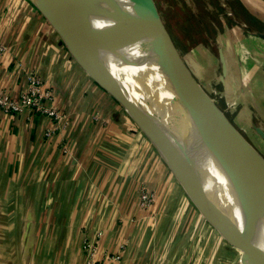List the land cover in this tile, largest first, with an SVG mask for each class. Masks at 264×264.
I'll return each instance as SVG.
<instances>
[{"label":"crops","instance_id":"crops-1","mask_svg":"<svg viewBox=\"0 0 264 264\" xmlns=\"http://www.w3.org/2000/svg\"><path fill=\"white\" fill-rule=\"evenodd\" d=\"M250 5L259 23L230 30L231 54L195 77L206 86L225 77L227 91L248 103L264 131V46L251 52L236 41L264 33V5ZM0 44V93L16 96L34 74L52 95L44 104L61 115L0 112V264H81V241L96 232L103 264H242L30 0H0ZM143 188L153 199L146 211L138 206Z\"/></svg>","mask_w":264,"mask_h":264},{"label":"bare ground","instance_id":"bare-ground-1","mask_svg":"<svg viewBox=\"0 0 264 264\" xmlns=\"http://www.w3.org/2000/svg\"><path fill=\"white\" fill-rule=\"evenodd\" d=\"M33 1L83 70L99 83L114 81L158 140L187 118L167 53L136 35L115 11L118 7L145 28L152 27L153 21L144 18L150 16L146 0H139L145 10L135 0ZM199 92L200 113L177 140L182 169L218 211L264 251V160L212 99Z\"/></svg>","mask_w":264,"mask_h":264},{"label":"rangeland","instance_id":"rangeland-1","mask_svg":"<svg viewBox=\"0 0 264 264\" xmlns=\"http://www.w3.org/2000/svg\"><path fill=\"white\" fill-rule=\"evenodd\" d=\"M30 1L38 8L36 2L33 0ZM135 1L141 5L139 0ZM252 1L253 0H151L161 24L173 43L177 54L199 85L200 89L212 99L214 106L221 112L223 117L232 125L239 135L242 134L240 136L247 140L259 152L263 159L264 140L257 134V130H261V128L258 126V119L254 115V112L249 109L248 103L240 102L239 99L231 93V90L229 91L228 89L227 91L229 85L225 77L216 78L214 82L212 81L211 84L207 86L199 84L195 77V74H197L196 72L206 64L215 63L221 66L223 57L231 54L233 46L229 42V38L232 36L230 30H233L235 26L245 29L244 25L246 24H255L256 26V24L259 23L260 19L258 15L251 12L250 4ZM254 1H257V8L264 3V0ZM140 7L143 10L146 9L144 4ZM39 11L41 12V10ZM144 18L149 24L152 23V19L149 15L146 14ZM261 24L262 23H260L259 26H261ZM252 28L249 29V31H253ZM254 33H256V31ZM257 33L264 35V33L260 31ZM254 35L262 40L253 41V38H251L252 36L241 38L236 36V41L246 44V50L248 49L251 52H255V49H252L253 45L258 43L264 46V38L256 36V34ZM59 39L63 44L60 37ZM225 42H227V47H225ZM65 49L69 53L66 47ZM251 52L249 55L247 52L244 53V56L251 58ZM69 55L72 60L77 63L70 53ZM77 65L86 76L89 77L78 63ZM89 79L103 91L104 95L110 97L111 103L115 102L116 104H114L119 106V103L116 102L107 91L98 86L90 77ZM119 109L122 111L123 108L120 106ZM122 113L124 114L123 111ZM124 115L129 117L126 112ZM137 129L141 131L138 126ZM261 131L264 132L263 130ZM141 133L143 132L141 131ZM159 159L163 161L160 154ZM169 171L172 173L170 169ZM173 177L180 187L179 189H181L183 197H186V199L190 201L189 203L195 207L176 177L174 175ZM234 251L236 257L235 254L230 255L234 256L233 260L239 258L238 252H236V250ZM238 251L242 253L239 249Z\"/></svg>","mask_w":264,"mask_h":264},{"label":"water","instance_id":"water-1","mask_svg":"<svg viewBox=\"0 0 264 264\" xmlns=\"http://www.w3.org/2000/svg\"><path fill=\"white\" fill-rule=\"evenodd\" d=\"M145 5L153 21V27L145 28L136 17L129 15V13L118 7H116L115 11L136 35L142 39L149 40L152 44L160 47L167 53L175 75L180 83L183 104L187 108V118L178 121L171 131H164L160 140H158L156 136L150 131L149 122L147 121L146 117L137 111L134 101H132L121 89H119L118 85H116L114 81L109 80L107 82L99 83L94 80L93 77H89L96 84H98V86L107 91L112 96V98L119 103L123 110L140 128L143 134L150 140L162 157L164 163L176 177L200 214L219 232V234L225 239V241H227V243L242 251L240 256V261L242 264H264V251L249 241L237 227L232 225V223H230L218 211L215 205L195 184L191 177H189L182 169L180 154L176 146L177 140L182 136L183 133L187 131L190 124L196 120L200 113L201 96L199 91L201 89L182 63L177 51L173 46V43L169 39L167 32L161 24L157 11L152 2L150 0H146ZM254 34L264 38L263 34ZM257 134L264 140V132L258 129Z\"/></svg>","mask_w":264,"mask_h":264},{"label":"built area","instance_id":"built-area-1","mask_svg":"<svg viewBox=\"0 0 264 264\" xmlns=\"http://www.w3.org/2000/svg\"><path fill=\"white\" fill-rule=\"evenodd\" d=\"M4 51L3 45L0 44V56ZM28 86L26 90L19 92L16 96H11L5 92L0 93V112L6 114H13L21 112L22 110H29L33 113L43 114L51 117L53 120L58 121L61 118L59 112L45 105V101L51 100V94L49 89H42L41 81L34 74L27 76ZM50 131L46 132L49 135ZM152 195L148 193L144 188L138 195V206L142 211H146L152 204ZM99 232H96L95 239L83 238L80 245V251L82 256L81 264H103L102 260L96 258L97 254V237ZM122 249V245L119 246ZM104 259L109 261L119 260V253L102 254Z\"/></svg>","mask_w":264,"mask_h":264}]
</instances>
